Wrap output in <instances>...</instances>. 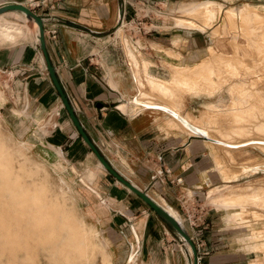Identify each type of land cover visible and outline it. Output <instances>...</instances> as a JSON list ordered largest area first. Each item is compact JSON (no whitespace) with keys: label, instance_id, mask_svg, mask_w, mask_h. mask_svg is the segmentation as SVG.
<instances>
[{"label":"crops","instance_id":"crops-1","mask_svg":"<svg viewBox=\"0 0 264 264\" xmlns=\"http://www.w3.org/2000/svg\"><path fill=\"white\" fill-rule=\"evenodd\" d=\"M9 2L23 3L42 17L47 54L59 83L83 129L111 165L139 188L157 195L158 198L150 194L174 215L183 214V219L193 215L198 220L196 229L205 244L203 264H237L236 253L225 244L224 212L216 214L221 209L215 207V212H210V208L198 202L197 189L207 184L214 164L204 139L169 128L165 116L168 113L163 110H135L139 104L127 101L140 91L138 78L142 80V89L149 86V76L173 79L169 72L161 76L156 73L158 69L151 70L153 59H159L157 51L165 55L162 63L173 64L172 70L206 59H198V38L191 37L190 52H181L175 48L182 39L179 34L171 38L172 45L147 37L148 50H153L148 53L151 59L142 50L140 38L125 36L126 24L125 30L116 28L118 22H135L134 0H0V5ZM9 11L5 18L15 19L27 34L14 43L0 44V86L7 84L4 96L0 91V112L9 125L16 132L45 141L54 153L83 170L81 174H95L89 181L95 190L86 186L88 189L83 191V208L85 216L99 224L111 242L112 257L100 240L110 258L107 262L189 264L187 254L174 241L173 231L141 197L100 164L74 125L48 73L36 37L38 26L31 25L30 19L24 20L19 12ZM53 26L57 29L55 36L48 31ZM126 41L132 47L133 59ZM135 47L140 54L134 51ZM35 118L44 124V129L36 125ZM179 176L182 179L177 182ZM187 190H194V201L186 197ZM237 239L243 242L245 250L251 251V245L242 237Z\"/></svg>","mask_w":264,"mask_h":264},{"label":"rangeland","instance_id":"rangeland-1","mask_svg":"<svg viewBox=\"0 0 264 264\" xmlns=\"http://www.w3.org/2000/svg\"><path fill=\"white\" fill-rule=\"evenodd\" d=\"M134 5V20L143 23L126 22L129 35L125 32V36L140 38L145 55L153 59L148 54L153 50H148L147 37L172 45L171 38L179 34L182 39L175 48L190 52L191 37L195 36L200 47L198 59H206L172 70L173 64L162 63L165 55L157 51L159 59L153 60L158 65L154 63L151 70L158 69L156 73L161 76L169 72L173 79L149 76L154 80L147 78L150 87L142 89L138 78L143 92L134 93L136 96L127 101L139 104L135 110L153 107L167 112L166 125L171 129L190 134L183 118L211 131L210 137L194 134L204 139L214 163L207 184L197 189L198 202L210 212L215 208L221 209L216 214L224 212L225 244L236 253L237 264L248 260L249 264H264V0H134ZM179 5L183 6L181 10L176 9ZM30 20L31 25H37ZM130 47L127 43L133 59ZM139 50L134 48L138 54ZM170 60L187 62L182 58ZM6 86H0L2 96ZM144 99L154 103L146 104ZM169 102H174L179 111L163 105ZM35 119L44 129V124ZM30 135L13 130L0 112V264H110L100 243L102 240L106 244L112 257L105 230L84 214L82 194L86 186L95 190L89 183L94 175L91 179L90 171L81 174L83 170ZM193 191L186 194L192 201ZM233 214L238 216L231 218ZM157 215L173 231L174 241L186 254L188 242L185 244L179 233ZM176 216L183 221L200 255L205 244L196 229L198 220L193 215L186 219L180 213ZM237 237L250 244L251 251L245 250Z\"/></svg>","mask_w":264,"mask_h":264},{"label":"water","instance_id":"water-1","mask_svg":"<svg viewBox=\"0 0 264 264\" xmlns=\"http://www.w3.org/2000/svg\"><path fill=\"white\" fill-rule=\"evenodd\" d=\"M9 9H20L25 12V15L29 19H33L38 26V39H39V45L42 49L46 67L48 70V73L56 86L62 104L66 108L67 112L69 113V116L71 117L74 125L77 127L78 131L82 135L83 139L89 144V146L94 151L95 155L97 156L98 160L103 164V166L111 173L113 174L119 181H121L124 185L129 187L133 192H135L139 197L143 199L149 206L153 208L159 214L161 217H163L178 233H180L185 240L190 244L193 252V264H198L197 259V250L195 247V244L193 243L192 237L189 235V233L186 231V229L183 227L181 222L172 214L170 213L163 205H161L159 202H157L150 194L144 190L136 186L134 183H132L130 180L125 178L121 173H119L112 165L111 163L105 158V156L99 151L97 146L93 143V141L89 138L85 130L83 129L82 124L80 123L79 119L77 118L73 106L69 102V99L65 92L63 91L59 80L57 78L56 72H55V66L51 63V60L47 54L46 50V43H45V35H44V22L40 15L36 14L30 7L23 3H17V2H9L4 3L0 5V12L9 10Z\"/></svg>","mask_w":264,"mask_h":264},{"label":"bare ground","instance_id":"bare-ground-1","mask_svg":"<svg viewBox=\"0 0 264 264\" xmlns=\"http://www.w3.org/2000/svg\"><path fill=\"white\" fill-rule=\"evenodd\" d=\"M204 2V1H203ZM207 3H209V1H207ZM206 3V4H207ZM211 3V2H210ZM201 6V5H200ZM200 6H198V8L200 7ZM178 8H176V9H178V10H181V7H183V6H181V5H179V6H177ZM180 8V9H179ZM194 8V7H193ZM193 8H191V10L193 11H195V9H193ZM196 8V7H195ZM9 10H14L15 12H19L20 14H22V16L24 17V20H28L29 18L25 15V12L24 11H22V10H20V9H9ZM9 10H6V11H3V12H0V21H3L1 24H0V40H3V42L4 43H7V42H11V43H14L15 41H17L18 39H22V38H25L26 37V31H25V28H22L21 27V25H19L18 23H16V21L15 22H9V21H7L6 19H5V14H6V12H8ZM177 10V11H178ZM189 10H190V8H189ZM196 10H198V9H196ZM10 12V11H9ZM210 13H212V12H210ZM213 14V13H212ZM212 14H210L211 16H213ZM18 16V15H17ZM26 18V19H25ZM213 18V17H212ZM130 23V22H129ZM132 23V22H131ZM35 24V23H34ZM126 24V22L125 23H122L121 24V22H118V25H117V27L116 28H118V27H121V29H123V27H124V25ZM181 25V24H180ZM125 26H127V24L125 25ZM183 26V25H182ZM36 28H37V25H36ZM190 28V27H189ZM200 28V27H199ZM205 29H207V28H205ZM205 29H202V30H205ZM125 30V29H124ZM39 33V31H38V28H37V34ZM26 34V35H25ZM36 37H38L37 35H36ZM133 56V55H132ZM150 79H152V81L154 80L153 78H150ZM150 79H149V81H150ZM153 83H155V82H153ZM152 88V87H151ZM153 88H154V86H153ZM159 90V89H158ZM164 93V92H163ZM166 93V92H165ZM144 94V93H143ZM167 94V93H166ZM166 94H164V95H166ZM138 98H144V97H138ZM172 98V97H171ZM170 99V98H169ZM138 100V99H137ZM139 102V101H138ZM142 102H144V103H146V104H153L154 102L153 101H149V100H145L144 99V101H142ZM136 104H138V103H136ZM164 106H166V107H168L169 109H171V110H178L179 111V108L176 106V104L174 103V102H169L168 104H163ZM171 110H168L171 114H173V115H175L176 116V113H174V112H172ZM177 112V111H176ZM184 118L186 119V120H188L187 119V117H185L184 116ZM181 120L183 121V123L189 128V129H187L189 132H190V134H204V135H206L207 137H210L211 135H210V132L205 128V127H203L202 125H200V124H193L192 122H190V123H192L193 125H191V124H189V123H187L183 118H181ZM189 121V120H188ZM215 140H217V139H215ZM240 143V142H239ZM60 153H61V151H60ZM100 162V161H99ZM100 164L103 166V164L100 162ZM104 167V166H103ZM89 171V170H88ZM91 172V171H90ZM92 173V174H91ZM90 173V176H89V178L91 177V179H92V175H95L93 172H91ZM126 186V185H125ZM127 187V186H126ZM127 188H129V187H127ZM130 189V188H129ZM151 196V195H150ZM158 202V201H157ZM161 204V203H160ZM162 205V204H161ZM223 206V205H222ZM165 207V206H164ZM166 208V207H165ZM167 209V208H166ZM168 210V209H167ZM169 211V210H168ZM170 212V211H169ZM170 213H172V212H170ZM173 214V213H172ZM174 215V214H173ZM180 222H181V220L176 216V215H174ZM233 216L234 217H237L238 215H235V214H233L232 215V217L231 218H233ZM181 224L183 225V223L181 222ZM179 235L185 240V238L179 233ZM187 240H185L184 241V243L185 244H187V242H186ZM189 244V243H188ZM190 245V244H189ZM191 247V246H190ZM190 247L188 246L187 247V258H188V263L189 264H193V257H192V254H191V250H190ZM192 249V248H191ZM109 263V262H108Z\"/></svg>","mask_w":264,"mask_h":264},{"label":"built area","instance_id":"built-area-1","mask_svg":"<svg viewBox=\"0 0 264 264\" xmlns=\"http://www.w3.org/2000/svg\"><path fill=\"white\" fill-rule=\"evenodd\" d=\"M48 31H49V33L52 35V36H55V34H56V32H57V29H56V27H50L49 29H48ZM181 176H179V177H177L176 178V181L177 182H180L181 181ZM190 216V215H189ZM193 219H194V217H193ZM196 220V219H195ZM201 257H202V253H200V255L198 254L197 255V259H198V264H201Z\"/></svg>","mask_w":264,"mask_h":264}]
</instances>
